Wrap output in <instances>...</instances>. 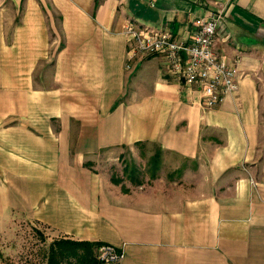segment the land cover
Listing matches in <instances>:
<instances>
[{"label": "crops", "instance_id": "0c3cea01", "mask_svg": "<svg viewBox=\"0 0 264 264\" xmlns=\"http://www.w3.org/2000/svg\"><path fill=\"white\" fill-rule=\"evenodd\" d=\"M223 1L238 88L208 108L124 29L189 39L209 0H0V230L24 217L120 264H264V0ZM138 143L171 170L112 181L99 159Z\"/></svg>", "mask_w": 264, "mask_h": 264}, {"label": "built area", "instance_id": "2783aa9c", "mask_svg": "<svg viewBox=\"0 0 264 264\" xmlns=\"http://www.w3.org/2000/svg\"><path fill=\"white\" fill-rule=\"evenodd\" d=\"M209 12L195 20L189 39L173 34L167 28H155L128 20L130 57L159 54L167 70L176 78L198 87L200 103L212 108L238 88L236 70L218 55L213 48L219 24L226 16L229 2L209 0ZM95 255L102 264H120L125 253L109 243L95 248Z\"/></svg>", "mask_w": 264, "mask_h": 264}, {"label": "rangeland", "instance_id": "374dc122", "mask_svg": "<svg viewBox=\"0 0 264 264\" xmlns=\"http://www.w3.org/2000/svg\"><path fill=\"white\" fill-rule=\"evenodd\" d=\"M155 148L156 145L153 143L139 144L132 148L123 146L114 152L116 155L114 158L108 156L106 159H99V165L113 172L114 176L127 178L128 183L132 182L133 179L147 183L162 173L166 175V169L171 170L172 168L171 164L170 167H167L166 160L160 158V163L157 165L158 167L153 169L154 175H152L150 157ZM125 164L129 168L135 166L137 176L129 177L126 175L124 172ZM13 221L0 230V264H46L48 247L53 239L46 234V230L27 218L22 217ZM64 264L69 263L65 262Z\"/></svg>", "mask_w": 264, "mask_h": 264}, {"label": "trees", "instance_id": "16d2710c", "mask_svg": "<svg viewBox=\"0 0 264 264\" xmlns=\"http://www.w3.org/2000/svg\"><path fill=\"white\" fill-rule=\"evenodd\" d=\"M155 145V151L150 157L152 170L158 167L162 153L161 147L157 144ZM128 168L129 166L125 164L124 172H126V175H129V177L137 176V168L135 166H132L127 171ZM152 175H154V170ZM111 179L116 183L120 182V179L114 175L111 176ZM132 182L135 184L141 183L137 179H133ZM101 243L103 242L76 240L66 237L53 239L48 247L46 264H64L65 262L69 264H102L97 259L94 251L96 246Z\"/></svg>", "mask_w": 264, "mask_h": 264}]
</instances>
